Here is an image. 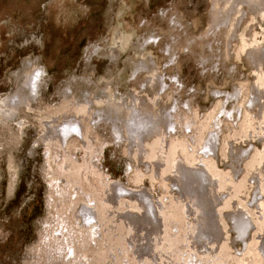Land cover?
Segmentation results:
<instances>
[{"label": "rangeland", "instance_id": "obj_1", "mask_svg": "<svg viewBox=\"0 0 264 264\" xmlns=\"http://www.w3.org/2000/svg\"><path fill=\"white\" fill-rule=\"evenodd\" d=\"M0 264H264V0H0Z\"/></svg>", "mask_w": 264, "mask_h": 264}, {"label": "bare ground", "instance_id": "obj_2", "mask_svg": "<svg viewBox=\"0 0 264 264\" xmlns=\"http://www.w3.org/2000/svg\"><path fill=\"white\" fill-rule=\"evenodd\" d=\"M37 84V83H36ZM34 85V84H33ZM260 96L259 93H257V97ZM140 125V123H138ZM138 126V125H137ZM76 127V126H75ZM136 128V127H135ZM66 137V136H65ZM186 170H189L187 169L186 167L184 166H179V168L176 169L177 172H181L183 174V176L180 179L179 183L181 184V191L184 193V190H185V193L187 194H192L194 195V201L196 199V202L195 204H198L200 205V212L198 213H204V210L207 206V204H211V202H213V197L210 195V191L204 186V181H203V177L200 175V172L197 171V170H189V174L191 175V180L193 181V185L190 186V182L187 180V171ZM177 177V173L175 175ZM187 180V181H186ZM195 185V186H194ZM184 188V189H183ZM191 195V196H192ZM143 194L140 195V198H143ZM147 198V197H146ZM211 205H210V208H211ZM239 211V210H238ZM143 214L145 213V211L142 212ZM205 219L207 220V215L205 213L204 215ZM238 217V215H236V218ZM139 219V222H140V218ZM92 220V219H91ZM208 220L209 222L207 223V226L213 230V228H215V226H217V222L215 220V217L214 216H211V217H208ZM139 224L137 223V226ZM207 227V228H208ZM238 227H242L243 226H238ZM215 230V229H214ZM241 236V235H240ZM139 242V240L137 241ZM143 247L145 248L146 245H143Z\"/></svg>", "mask_w": 264, "mask_h": 264}, {"label": "flooded vegetation", "instance_id": "obj_3", "mask_svg": "<svg viewBox=\"0 0 264 264\" xmlns=\"http://www.w3.org/2000/svg\"><path fill=\"white\" fill-rule=\"evenodd\" d=\"M165 121H166V120H165ZM139 126H140V125L138 124V127H139ZM136 128H137V127H136ZM182 176H183V174H182ZM182 176H181V177H182ZM177 177H178V179L181 178V177L179 176L178 172H177ZM179 180H180V179H179ZM138 221H139V220H138ZM137 243H138V244H137L136 247H137L138 250H140L141 248H143V245H146V247L148 248V246H147V245H148V241H147L146 243H143L141 240H139V242H137ZM146 247H145V248H146Z\"/></svg>", "mask_w": 264, "mask_h": 264}]
</instances>
